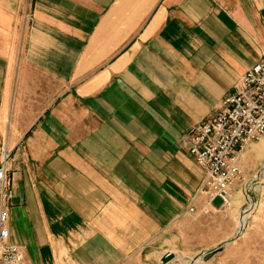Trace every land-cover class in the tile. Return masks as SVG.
I'll use <instances>...</instances> for the list:
<instances>
[{"label":"crops","instance_id":"obj_1","mask_svg":"<svg viewBox=\"0 0 264 264\" xmlns=\"http://www.w3.org/2000/svg\"><path fill=\"white\" fill-rule=\"evenodd\" d=\"M263 53L264 0H0V150L23 264H161L186 244L204 173L181 137ZM252 144L231 199L260 167Z\"/></svg>","mask_w":264,"mask_h":264},{"label":"built area","instance_id":"obj_2","mask_svg":"<svg viewBox=\"0 0 264 264\" xmlns=\"http://www.w3.org/2000/svg\"><path fill=\"white\" fill-rule=\"evenodd\" d=\"M264 137V53L240 78L233 90L221 100L214 115L195 124L183 136L182 143L203 170L197 193L188 211L202 196L200 211L212 213L231 206V188L240 178L238 158L250 143ZM9 151L0 153V264H23V253L9 240L7 227L11 198Z\"/></svg>","mask_w":264,"mask_h":264},{"label":"rangeland","instance_id":"obj_3","mask_svg":"<svg viewBox=\"0 0 264 264\" xmlns=\"http://www.w3.org/2000/svg\"><path fill=\"white\" fill-rule=\"evenodd\" d=\"M261 158L257 173L246 182L238 181L241 188L233 195L229 208L186 222V244L179 240L172 250L175 257L167 264H264V137L253 141L246 162ZM218 203L219 199L213 202ZM206 224L208 231L204 230ZM218 244L222 249L203 261L201 252Z\"/></svg>","mask_w":264,"mask_h":264},{"label":"water","instance_id":"obj_4","mask_svg":"<svg viewBox=\"0 0 264 264\" xmlns=\"http://www.w3.org/2000/svg\"><path fill=\"white\" fill-rule=\"evenodd\" d=\"M222 249V244H218L212 248H209L207 250H204L199 255L203 261H206L208 258H210L214 253ZM198 256V257H199ZM175 257L174 252L168 251L160 256V263L161 264H167L170 260H172Z\"/></svg>","mask_w":264,"mask_h":264},{"label":"bare ground","instance_id":"obj_5","mask_svg":"<svg viewBox=\"0 0 264 264\" xmlns=\"http://www.w3.org/2000/svg\"><path fill=\"white\" fill-rule=\"evenodd\" d=\"M199 257H196L194 261L198 260Z\"/></svg>","mask_w":264,"mask_h":264}]
</instances>
